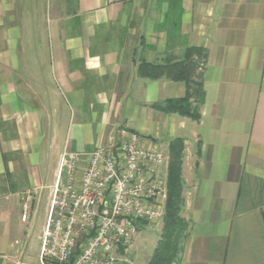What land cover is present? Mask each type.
<instances>
[{"label":"crops","instance_id":"obj_1","mask_svg":"<svg viewBox=\"0 0 264 264\" xmlns=\"http://www.w3.org/2000/svg\"><path fill=\"white\" fill-rule=\"evenodd\" d=\"M137 1L0 0V264H22L16 195L120 127L168 158L183 140L173 264H264V0ZM187 62L198 119L155 107L187 94Z\"/></svg>","mask_w":264,"mask_h":264},{"label":"built area","instance_id":"obj_2","mask_svg":"<svg viewBox=\"0 0 264 264\" xmlns=\"http://www.w3.org/2000/svg\"><path fill=\"white\" fill-rule=\"evenodd\" d=\"M167 164L165 148L125 127L90 152L63 151L48 186L40 264H130L137 224L163 219ZM20 218L31 220L27 201Z\"/></svg>","mask_w":264,"mask_h":264},{"label":"trees","instance_id":"obj_3","mask_svg":"<svg viewBox=\"0 0 264 264\" xmlns=\"http://www.w3.org/2000/svg\"><path fill=\"white\" fill-rule=\"evenodd\" d=\"M179 0H175L173 7H179ZM193 49H191L192 51ZM191 53H189L190 55ZM191 56V55H190ZM190 62L181 64L183 69L174 72L173 78L184 80L188 84L187 94L182 98L167 99L155 107L166 113H179L184 116L198 119L199 114L192 107L191 97L202 96L201 82L192 78L188 65ZM183 140L174 138L169 143V164L167 171V198L165 202L162 230L153 254L146 264H173L178 261L181 251L180 242L184 238L188 223L181 217V163H182ZM147 224H137L138 230Z\"/></svg>","mask_w":264,"mask_h":264},{"label":"rangeland","instance_id":"obj_4","mask_svg":"<svg viewBox=\"0 0 264 264\" xmlns=\"http://www.w3.org/2000/svg\"><path fill=\"white\" fill-rule=\"evenodd\" d=\"M136 7H154V0H139L135 3ZM197 82H200V79H196ZM121 128V127H120ZM129 129L128 127H125ZM119 129V128H118ZM131 130V129H129ZM133 131V130H131ZM118 132V130H117ZM116 132V133H117ZM116 136V135H115ZM148 139V138H147ZM108 144L100 143L98 145ZM96 145L95 147H97ZM95 147L89 150L84 151H70L75 153H86L92 151ZM83 158L81 163L86 161V156H80ZM169 164V158H168ZM168 164L166 170L168 171ZM83 164H79V172L78 175L81 174V169ZM56 172L53 175L52 181L49 184H42L38 187L28 188L27 190H23L19 192L16 197L18 198L19 211L21 203L29 202L32 205V208L35 209L34 216L31 220L21 223L19 225V234L18 237L21 241L22 247L24 246V252L18 258V262L22 264H40L38 254L40 251V237L42 233V226L45 221V211L48 207V186H51L55 180ZM16 174V173H15ZM24 179L23 172H19L14 176L13 182L21 183ZM51 180V176H48V180ZM45 186V187H44ZM32 202V203H31ZM162 230V220L157 223L147 224L143 229L138 230V234L136 235L137 239L135 241V248L131 249L127 252V257L130 260V264H146L153 254L154 248L156 247L157 241L160 238ZM133 244V243H132ZM132 246V245H131ZM180 248H182V240L180 242Z\"/></svg>","mask_w":264,"mask_h":264}]
</instances>
